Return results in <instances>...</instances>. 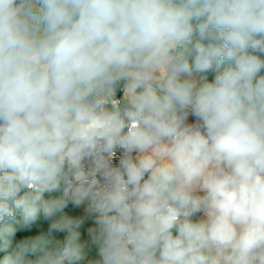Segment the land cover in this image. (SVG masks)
Returning a JSON list of instances; mask_svg holds the SVG:
<instances>
[{"label":"clouds","instance_id":"9594fccd","mask_svg":"<svg viewBox=\"0 0 264 264\" xmlns=\"http://www.w3.org/2000/svg\"><path fill=\"white\" fill-rule=\"evenodd\" d=\"M0 264H264V0H0Z\"/></svg>","mask_w":264,"mask_h":264}]
</instances>
